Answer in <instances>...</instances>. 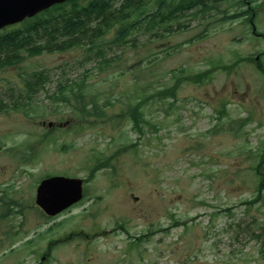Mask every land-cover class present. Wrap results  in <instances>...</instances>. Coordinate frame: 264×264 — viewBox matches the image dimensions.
<instances>
[{"label": "rangeland", "instance_id": "1", "mask_svg": "<svg viewBox=\"0 0 264 264\" xmlns=\"http://www.w3.org/2000/svg\"><path fill=\"white\" fill-rule=\"evenodd\" d=\"M240 1L206 0L208 10L179 12L118 45L113 30L100 42L107 66L99 48H75L0 68V101L10 105L26 79L48 77L36 115L0 114V264H264V202L250 204L264 151V75L253 61L264 63V37L250 23L264 34V0H242L249 13L232 21ZM143 3L144 15L159 9ZM122 8L126 0L113 1ZM182 69L206 76L185 79L176 100L156 96ZM71 81L109 117L83 123L71 106L52 107L47 95ZM139 101L143 136L122 118ZM48 176L86 182L84 199L56 222L35 208Z\"/></svg>", "mask_w": 264, "mask_h": 264}, {"label": "trees", "instance_id": "2", "mask_svg": "<svg viewBox=\"0 0 264 264\" xmlns=\"http://www.w3.org/2000/svg\"><path fill=\"white\" fill-rule=\"evenodd\" d=\"M79 0H72L64 5L55 6L47 12L37 16L32 20L25 21L21 28L15 27L13 31L0 34V68H8L21 64L27 57H35L43 54L64 53L75 48H87L93 52L94 48H99L96 58L100 65H109L112 60L106 58L102 52L101 41L115 30V37L112 43L118 45L126 43L130 34L135 31L155 32L161 28L175 14L203 7L202 11L209 9L206 0H157L159 9L153 14H145L146 5L144 0H126L127 8L113 9L115 0H92L86 6H80ZM72 7L68 8V4ZM240 10L244 3L240 1ZM58 9L60 12L53 15ZM165 9H170L167 13ZM211 9H215L212 7ZM212 12V11H211ZM210 13V12H209ZM249 13L242 11L229 17L236 21ZM106 43V41L104 42ZM89 49V50H88ZM25 52L26 55H23ZM92 59V58H90ZM257 68L264 75V63L262 60L253 59ZM186 70L182 69L173 74L175 82L155 93L160 99H177V92L181 88L185 79L194 82H203L206 75H194L183 78ZM48 81L45 74L35 73L31 78L25 80V91L12 104L0 101V114H7L11 111L23 113L30 117L38 112L34 104V97L42 90ZM24 94V95H23ZM52 107L60 109L64 105L71 106L75 116L83 123L91 119L108 118L106 106H99L96 95L89 96L86 92V84L71 81L70 83H60L55 92L47 95ZM143 101L131 104L127 112L122 114V118L127 113L131 115L132 129L139 135H144L147 121L143 112ZM110 120H113L111 117ZM259 164L255 168L259 185L256 189V196L250 204L264 202V151L259 153ZM99 165V166H98ZM109 165L108 162H100L90 171L91 178L96 175L98 169ZM89 176V177H90ZM90 178L87 179V181Z\"/></svg>", "mask_w": 264, "mask_h": 264}, {"label": "water", "instance_id": "3", "mask_svg": "<svg viewBox=\"0 0 264 264\" xmlns=\"http://www.w3.org/2000/svg\"><path fill=\"white\" fill-rule=\"evenodd\" d=\"M70 0H0V30L20 24L26 19ZM53 123L49 124V128ZM83 199V181L64 177L44 180L37 191V205L54 217Z\"/></svg>", "mask_w": 264, "mask_h": 264}, {"label": "flooded vegetation", "instance_id": "4", "mask_svg": "<svg viewBox=\"0 0 264 264\" xmlns=\"http://www.w3.org/2000/svg\"><path fill=\"white\" fill-rule=\"evenodd\" d=\"M245 2L247 3V5H248L249 8L252 7V6H251V5H252L251 1L245 0ZM251 24L253 25V29H254V23L251 22ZM254 35H255V36H260V34H256V32H254ZM44 259L46 260V257H44Z\"/></svg>", "mask_w": 264, "mask_h": 264}]
</instances>
